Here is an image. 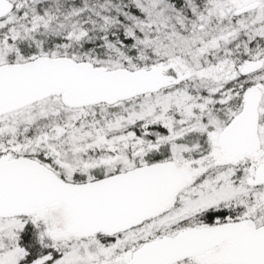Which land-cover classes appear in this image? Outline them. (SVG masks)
<instances>
[{
	"label": "snow or ice",
	"instance_id": "6c2138e0",
	"mask_svg": "<svg viewBox=\"0 0 264 264\" xmlns=\"http://www.w3.org/2000/svg\"><path fill=\"white\" fill-rule=\"evenodd\" d=\"M0 264H264V0H0Z\"/></svg>",
	"mask_w": 264,
	"mask_h": 264
}]
</instances>
